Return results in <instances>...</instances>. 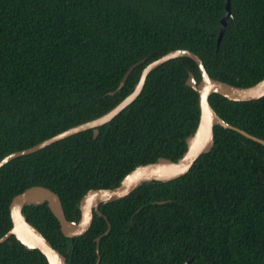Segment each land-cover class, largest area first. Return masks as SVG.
Returning a JSON list of instances; mask_svg holds the SVG:
<instances>
[{"label": "trees", "instance_id": "obj_1", "mask_svg": "<svg viewBox=\"0 0 264 264\" xmlns=\"http://www.w3.org/2000/svg\"><path fill=\"white\" fill-rule=\"evenodd\" d=\"M233 15L216 48L225 0H0V159L96 117L132 91L142 68L167 51L198 53L208 72L237 85L264 77V0H231ZM145 58L114 94L125 71ZM198 64L188 56L153 69L140 95L94 136L89 128L0 168V236L12 225V197L34 184L57 191L67 217L92 187L118 184L137 164L173 159L199 121ZM229 123L264 138V96L209 97ZM184 175L151 179L100 203L90 228L69 237L47 201L23 211L68 264H262L264 144L223 124ZM0 264H49L14 235Z\"/></svg>", "mask_w": 264, "mask_h": 264}, {"label": "water", "instance_id": "obj_2", "mask_svg": "<svg viewBox=\"0 0 264 264\" xmlns=\"http://www.w3.org/2000/svg\"><path fill=\"white\" fill-rule=\"evenodd\" d=\"M231 15H233L231 0H225V12L220 20V29L216 42L217 49L223 39ZM180 56H188L194 59L198 64L201 74L200 79H197L194 72L189 70L186 79V84L190 85L198 92L200 116L195 130L186 137L187 146L182 155L176 159L162 157L156 161L137 164L124 175L118 184L110 187H92L88 189L79 201L81 212L78 220H71L67 217L62 199L57 191L42 184L28 186L24 190L15 194L11 199L9 209L12 225L3 235L0 236V243L7 240L11 235H14L28 249L37 248L44 253L49 264H68L67 256L56 248L34 223L27 219V216L23 211L26 203L39 204L47 201L49 207L59 220L61 231L64 235L69 237L78 236L85 233L90 228L93 222L94 212L106 216L99 208L100 203L125 197L144 181H149L151 179L166 181L186 174L202 153L209 152L212 149L215 142L214 127L216 124H223L227 127L236 129L245 136L264 144V138L235 126L223 119L213 107L209 99L212 93H220L235 100L260 98L264 96V77L257 82L246 86L233 84L212 76L208 72L198 53L189 48L178 47L171 49L148 62L142 68L132 91L124 96L113 107L96 117L60 130L31 146L14 150L6 154L0 159V168L15 157L35 152L48 144L89 128H92L94 136H97L100 131L99 127L102 124L110 121L140 95L146 83L147 76L153 69L172 58ZM144 60L145 58H142L133 63L125 71L119 85L114 90L108 91V93H116L125 84L133 69ZM111 227L112 224L108 221L106 230L95 237L97 253L95 264H98L101 259V239L110 231ZM191 260L192 257L188 258L181 264H189ZM262 264H264V261Z\"/></svg>", "mask_w": 264, "mask_h": 264}]
</instances>
